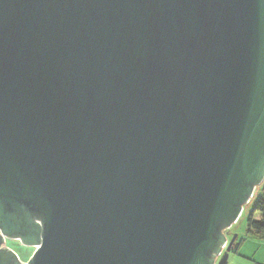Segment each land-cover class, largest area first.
<instances>
[{"label":"water","instance_id":"obj_1","mask_svg":"<svg viewBox=\"0 0 264 264\" xmlns=\"http://www.w3.org/2000/svg\"><path fill=\"white\" fill-rule=\"evenodd\" d=\"M263 182L264 0H0V264H214Z\"/></svg>","mask_w":264,"mask_h":264},{"label":"rangeland","instance_id":"obj_2","mask_svg":"<svg viewBox=\"0 0 264 264\" xmlns=\"http://www.w3.org/2000/svg\"><path fill=\"white\" fill-rule=\"evenodd\" d=\"M259 195H261L260 191L257 197ZM250 211L251 206L246 207L245 212L241 215L238 222L225 231L228 241L232 239L233 235H238L239 242L243 240V245L238 252L232 251L229 253L228 264H254L256 260L260 261L261 250L257 246V242L259 241L248 234L247 220ZM2 247L15 253L19 262L22 264H27L36 250V247L25 246L19 239L7 237L4 238ZM255 252L256 254H254Z\"/></svg>","mask_w":264,"mask_h":264},{"label":"trees","instance_id":"obj_3","mask_svg":"<svg viewBox=\"0 0 264 264\" xmlns=\"http://www.w3.org/2000/svg\"><path fill=\"white\" fill-rule=\"evenodd\" d=\"M259 191L261 195L257 197ZM250 206L251 211L247 220L248 234L250 236H255L257 238L264 239V182L259 188H257V192L255 193V196ZM257 213L261 214V218L259 220L255 219ZM242 243L243 240L241 242H238L237 245H235V252L239 251Z\"/></svg>","mask_w":264,"mask_h":264},{"label":"crops","instance_id":"obj_4","mask_svg":"<svg viewBox=\"0 0 264 264\" xmlns=\"http://www.w3.org/2000/svg\"><path fill=\"white\" fill-rule=\"evenodd\" d=\"M261 218V214L260 213H257L256 214V216H255V219L256 220H259ZM251 237H253L254 239H257V241H259V242H257V246L260 248V250H261V257H260V261L259 260H256V262L255 263H258V264H264V239H260V238H257V237H255V236H251ZM242 245H243V243H242ZM241 245V246H242ZM241 248V247H240ZM254 254H256V252L254 253Z\"/></svg>","mask_w":264,"mask_h":264},{"label":"built area","instance_id":"obj_5","mask_svg":"<svg viewBox=\"0 0 264 264\" xmlns=\"http://www.w3.org/2000/svg\"><path fill=\"white\" fill-rule=\"evenodd\" d=\"M251 202H252V200H250V202H249L246 206L243 207V209H242V214L245 212L246 207L250 206ZM237 222H238V221H237ZM237 222H236V223H237ZM228 243H229V241L227 240L226 243H225L224 245H221L220 253L215 257V262H214V264H217V263L219 262V260L222 258L223 254H224V252H225V250H226V248H227V246H228Z\"/></svg>","mask_w":264,"mask_h":264}]
</instances>
